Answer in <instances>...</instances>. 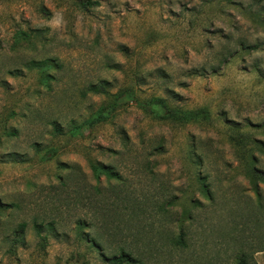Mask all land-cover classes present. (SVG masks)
I'll use <instances>...</instances> for the list:
<instances>
[{"label": "rangeland", "instance_id": "374dc122", "mask_svg": "<svg viewBox=\"0 0 264 264\" xmlns=\"http://www.w3.org/2000/svg\"><path fill=\"white\" fill-rule=\"evenodd\" d=\"M251 166L264 0H0V264L263 262Z\"/></svg>", "mask_w": 264, "mask_h": 264}, {"label": "trees", "instance_id": "16d2710c", "mask_svg": "<svg viewBox=\"0 0 264 264\" xmlns=\"http://www.w3.org/2000/svg\"><path fill=\"white\" fill-rule=\"evenodd\" d=\"M29 70H37L39 73L45 74V77H48L47 71H50L51 69H54V64L52 60H44L41 62H29ZM44 77V76H43ZM95 93H98L99 91L94 90ZM56 129V133L59 134L58 127L54 126ZM252 161V160H251ZM91 170L93 174H95L96 178H99V175L105 176L108 180H119V176L117 173H115L111 168L107 166L100 165L97 167V165L91 164ZM249 174L252 177V180L255 181V183H263L264 184V172L256 170L254 167L249 168ZM203 194L206 197H209V191L208 189L203 185L202 186ZM254 190L257 191L256 185L254 186ZM3 208L2 205H0V209ZM34 229L36 231V234L39 238H41V230H42V224H38L37 220L34 219ZM84 225L77 224V231L80 234V236H85L86 242L90 243L91 247L101 251V245H98V243L94 239H90L89 237H86L84 233ZM26 228V223H21L19 225L18 231L14 233V241L13 242H19L22 240V233L24 232V229ZM44 239V238H43ZM181 243V241H180ZM101 258L104 264H137L139 261L135 257L136 253L133 252L131 246L126 245L125 243L122 244L121 247L118 248L117 252L112 255H106L105 253L101 252ZM238 264H250L248 261V256L245 254H242L240 257H238Z\"/></svg>", "mask_w": 264, "mask_h": 264}, {"label": "crops", "instance_id": "0c3cea01", "mask_svg": "<svg viewBox=\"0 0 264 264\" xmlns=\"http://www.w3.org/2000/svg\"><path fill=\"white\" fill-rule=\"evenodd\" d=\"M263 250H258L256 251L255 253V256L258 257L259 254H262ZM256 257H252L251 254L248 256V261L250 264H264V261L263 262H259ZM238 260V259H237ZM256 261V262H255Z\"/></svg>", "mask_w": 264, "mask_h": 264}]
</instances>
